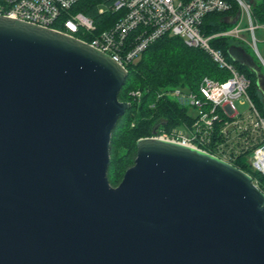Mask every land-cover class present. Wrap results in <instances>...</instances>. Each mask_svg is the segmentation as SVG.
<instances>
[{
	"label": "water",
	"instance_id": "water-1",
	"mask_svg": "<svg viewBox=\"0 0 264 264\" xmlns=\"http://www.w3.org/2000/svg\"><path fill=\"white\" fill-rule=\"evenodd\" d=\"M228 51L264 98L253 57ZM128 76L86 41L0 15V264H264V191L233 163L147 136L110 183Z\"/></svg>",
	"mask_w": 264,
	"mask_h": 264
},
{
	"label": "built area",
	"instance_id": "built-area-1",
	"mask_svg": "<svg viewBox=\"0 0 264 264\" xmlns=\"http://www.w3.org/2000/svg\"><path fill=\"white\" fill-rule=\"evenodd\" d=\"M81 0H0V15L25 20L49 27L100 49L122 66L136 63L142 53L156 40L164 36H180L189 46L207 51L220 67L229 71L224 81L204 77L199 94L184 91L181 87L163 88L158 96H170L182 100L195 110V121L172 129L159 131L151 136L179 142L213 153L233 163L243 149H249L247 136L254 146L249 162L254 171L264 174V116L260 113L249 95L251 80L234 63L225 57L223 51L211 44L213 37L232 36L245 42L264 65V54L257 46L256 30L264 27L252 15V2L249 0H106L98 5L102 30L92 16L78 7ZM236 4L234 25L224 31L205 35L201 31L204 17L212 12L230 11ZM246 24L243 25V21ZM248 33L251 39L245 37ZM245 45V44H244ZM134 98L142 96L141 90H132ZM245 97L243 103L250 107L247 113L238 110L235 99ZM220 117L228 118L221 127L216 125ZM232 128V132L229 129ZM223 135L221 141L217 137ZM241 141V146L227 143ZM213 152H212V151ZM252 175V174H251ZM253 176V175H252ZM253 181L259 187L258 181Z\"/></svg>",
	"mask_w": 264,
	"mask_h": 264
},
{
	"label": "trees",
	"instance_id": "trees-1",
	"mask_svg": "<svg viewBox=\"0 0 264 264\" xmlns=\"http://www.w3.org/2000/svg\"><path fill=\"white\" fill-rule=\"evenodd\" d=\"M249 1L253 4V18L260 24H264V0ZM105 2L106 0H81L78 4L80 10L95 19L98 30L109 25L101 24L100 19L106 13L99 14L97 11L98 5ZM237 9L235 4L230 11L207 14L201 25L202 33L209 36L231 28L234 21H223V17L235 16ZM240 43L237 39L226 36L213 37L211 40V44L221 49L227 60L234 63L251 80L249 95L264 116L263 95L256 85V74L247 65L235 62L229 55V48ZM240 46L246 49L263 71V65L253 50L249 46L242 44ZM128 70L129 76L119 98L122 101L131 102L132 108L121 118L112 138V159L108 177L113 186L121 182L126 170L134 164L137 155L136 143L139 138L151 136L156 126L159 131H172L184 124L191 125L196 119L195 114L189 111V106L182 100L170 96L160 98L158 93L161 89L181 87L184 91L199 94V87L204 77L224 81L229 76V71L220 67L207 51L187 45L180 36L159 38L142 53L136 63L128 66ZM132 90H141L142 96L132 97L130 95ZM227 120L226 117H220L216 125L221 127ZM229 132H232V128ZM217 138L221 141L226 139L223 135ZM246 138L250 148H244L233 164L252 174L258 181L259 188L264 191V174L254 171L248 159L254 148L251 145L252 137ZM232 143L235 147L241 146V141H231L227 145Z\"/></svg>",
	"mask_w": 264,
	"mask_h": 264
},
{
	"label": "rangeland",
	"instance_id": "rangeland-1",
	"mask_svg": "<svg viewBox=\"0 0 264 264\" xmlns=\"http://www.w3.org/2000/svg\"><path fill=\"white\" fill-rule=\"evenodd\" d=\"M252 1H255V0H252ZM102 5L104 6L105 5V3H102ZM223 21H231L232 22V16H226V17H223ZM246 24V20H244L243 21V25H245ZM256 35H257V38H258V44H257V46H258V48H259V51L262 53V54H264V27H260V28H258L257 30H256ZM224 36V35H223ZM226 37H230V38H232V39H235L234 37H232V36H227V35H225ZM245 37H248L249 39H251L252 37H250L249 35H248V33H245ZM243 44H245V46H247L248 47V44L247 43H245V42H242ZM241 44V43H240ZM252 49V48H251ZM253 50V49H252ZM260 60V59H259ZM260 62H261V64L263 65V63H262V61L260 60ZM263 68H264V65H263ZM262 72H264V70L262 71ZM262 96V95H261ZM245 97H243V99H244ZM243 99H242V97H240V98H236L235 99V104L237 105V107H238V110L240 111V112H242V113H247L248 112V110H249V107H250V105H249V103L248 102H245V103H243ZM262 100H263V105H264V99H263V97H262ZM189 111L192 113V114H194L195 113V110H194V108L192 107V106H189Z\"/></svg>",
	"mask_w": 264,
	"mask_h": 264
},
{
	"label": "crops",
	"instance_id": "crops-1",
	"mask_svg": "<svg viewBox=\"0 0 264 264\" xmlns=\"http://www.w3.org/2000/svg\"><path fill=\"white\" fill-rule=\"evenodd\" d=\"M242 45H244L243 43H241ZM240 45V44H239ZM245 46V45H244Z\"/></svg>",
	"mask_w": 264,
	"mask_h": 264
}]
</instances>
